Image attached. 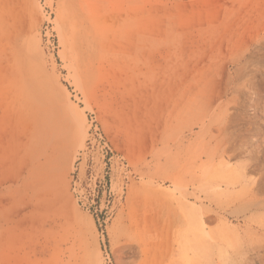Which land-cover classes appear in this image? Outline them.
Wrapping results in <instances>:
<instances>
[{
	"label": "rangeland",
	"instance_id": "rangeland-1",
	"mask_svg": "<svg viewBox=\"0 0 264 264\" xmlns=\"http://www.w3.org/2000/svg\"><path fill=\"white\" fill-rule=\"evenodd\" d=\"M3 9L0 110L12 101L1 87L16 81L11 71L25 60L21 50L43 67L65 114L74 107L84 125L47 190L25 188L19 148H0V184L10 181L1 199L15 201L8 213L21 207L38 232L8 251L0 241V264L15 253L12 264H60L80 255L84 264H211L236 234L238 249L252 257L263 233L230 214L241 189L230 179L248 155L264 166V88L254 77L264 70L257 42L264 0H0ZM73 15L88 26L82 44L94 74L87 81L73 74ZM225 73L235 89L218 97ZM93 119L112 150L108 169L99 145L89 151ZM106 170L109 193L99 183ZM33 204L42 208L34 216ZM65 220L73 224L67 231ZM48 223L55 237L46 247L38 229Z\"/></svg>",
	"mask_w": 264,
	"mask_h": 264
},
{
	"label": "bare ground",
	"instance_id": "bare-ground-1",
	"mask_svg": "<svg viewBox=\"0 0 264 264\" xmlns=\"http://www.w3.org/2000/svg\"><path fill=\"white\" fill-rule=\"evenodd\" d=\"M3 13H6L4 12V9L3 11H0V17H2L1 14ZM73 16H78V18H75V21L73 23L70 22L73 24V31H71L72 32L71 36L73 37V40H71V46H70L71 49H69L72 51L71 54L74 55L73 57H71L72 69L74 71L73 74L76 77L87 81L94 74L92 67L88 63V57L87 55H85L84 46H83L84 41L86 39L88 26L85 25V22L81 19L79 15H73ZM79 33L80 35L78 36ZM261 39L262 40H259L257 42H260V44L264 45V37ZM225 40H227V37ZM69 43L70 42H68V44ZM34 46H37L36 40L34 42ZM225 46H227V44ZM25 54L26 53L20 50V52L18 53V57H19L18 59L20 60L25 59V60L22 64H19L18 66L16 65L17 67H15L16 69H13L14 71H11V74L16 77V81L9 83H6L4 81L3 82L4 85H2L1 87L2 92L4 88V91H7L8 93L7 95L11 96L12 101H10L11 103L9 106L8 105L6 106L7 107L6 109L4 107V109L1 108L0 110V148L9 151H13V150L15 151V149L19 148L20 154L19 153L17 154H19V158L23 170L21 173L22 176L21 184L25 188L31 189L32 192L33 191L35 192V190L38 191L39 189H43V190L49 189V186L53 182L52 175H54V173L62 172L64 167H66L65 165L69 160V155L71 151H73L74 146H76L77 143H79V141L82 139L81 137L83 135H81V133L83 131L84 119L80 118L79 115L75 112V110H73L74 107L72 106L70 107V105H67L66 107H68L72 112L67 110L68 116L65 114V111L62 108L64 105L62 104L63 103L66 104V103L63 99H59L60 97L50 90L49 81L46 79L45 81L43 80V78H45L44 77L45 74H43L44 72L43 67H40V65L35 61V56L33 57L30 56V54L29 55L27 54L25 55ZM9 59L8 62L11 60ZM241 59L242 57L238 58V61H241ZM237 70L238 68L236 69V71ZM8 75H10V73ZM254 77H258L256 86L258 87L259 85L262 88H264V70L263 69L257 70V73L254 74ZM216 82L217 81H215V83ZM230 83H233V76L231 73H228L224 76L222 84L220 85L218 89L219 91L216 95H218V97H221V95L227 94L231 88L232 90H234L235 86L232 85L229 86ZM210 88H208V90ZM204 99H206L205 95H204ZM60 100L62 101V103ZM231 120L232 122H234V119ZM231 120L229 121V123L231 126H234ZM6 121L7 122L10 121L8 125H6ZM3 136H5L4 140H2ZM247 159L249 160L248 163H245L242 166L240 165L239 171L234 172V174L232 173L230 184H232L234 187L241 185V189L239 193L240 200L238 202L236 201L237 203L235 202V204L233 203V205L229 207V209H230V214L232 216H235L236 218L241 217V219L244 221L246 225L247 224L249 225V223L250 224L253 223L254 224L253 226H256L258 230H261L263 233L261 234L262 236L261 239L263 240V243H260L253 248L252 257H247L244 255L245 253L243 254L242 249H238L237 245H239L238 243L240 241V236L236 234L231 244V249H225L223 252H220V256L218 260L214 259L216 256L213 258L211 257V261L213 260L211 264H264V166L257 164V161L259 159L258 156L248 155ZM8 183L6 182V184ZM6 184L5 186H2L0 184V213H2L0 215V229H3L2 231H0L1 232L0 241L2 243V247L4 246L6 247V245L7 247L8 245L14 246L15 244L17 246V244H19L23 240L33 241V239L36 238L38 233L35 223L24 222L23 219L24 218L28 219L29 215H27L26 212V216H25L24 213L21 212L22 210L21 211L19 210V208L21 207H19L18 210H14V212L10 210L13 212V213L10 212L11 214L8 213V210L10 208L16 206V202L6 201V200L3 202V200L1 199L7 193ZM135 191L137 192V190ZM32 200L33 199H31V201ZM32 207L33 208H30L31 210L30 209L29 211L27 210L30 215H33L35 213L38 214V212L42 210V208L38 207V205L36 204H33ZM39 208L41 209L38 211ZM52 209L53 208L50 207L49 210ZM23 212H25V210ZM47 212L48 211L46 210L45 214ZM30 218L29 220H31ZM27 219L26 221H29ZM34 220L37 221L36 219ZM51 224L52 223H48L49 225L48 227L45 224H42L38 229V231L41 232L44 239L46 240L45 242L46 247L49 246V244L55 237L53 235L54 230ZM61 224L64 225V227L66 228V229L64 228V230L66 231L73 226L72 222L68 220H65ZM204 244H206L205 246L208 248H211L212 246V242L210 240H206ZM10 246H9V250H10ZM46 254L49 256H55L58 253L56 249L51 250L50 248H47ZM16 255L18 254L15 253L14 255H10V254L7 255L9 257V260L8 259L7 260L10 261L13 258L15 260ZM80 257L79 259L75 256L73 258L68 257L67 259H62L60 264H84L86 259ZM12 261L10 262V264H12Z\"/></svg>",
	"mask_w": 264,
	"mask_h": 264
},
{
	"label": "built area",
	"instance_id": "built-area-1",
	"mask_svg": "<svg viewBox=\"0 0 264 264\" xmlns=\"http://www.w3.org/2000/svg\"><path fill=\"white\" fill-rule=\"evenodd\" d=\"M88 143H89V151H93V147L94 145H99L101 147V152L103 154V160H105L104 163V167L103 169H108V162L111 159V155H112V150L110 149L108 142L106 140L105 134L103 133L102 129L100 128V126L98 125V123L95 121V119H93L91 121V126H90V136L88 138ZM110 152V156H108L107 158L105 157L106 155H108V153ZM93 158L91 155L90 158V163L93 164ZM93 170L89 167V175H92ZM108 175V178L105 180L104 177H106ZM102 179H100L99 183H101V188H103V191L106 192V189L108 190V193L110 192V187L109 189L107 188V182L109 180L110 183V178H109V174L107 173V170L105 171V175H102L101 177Z\"/></svg>",
	"mask_w": 264,
	"mask_h": 264
}]
</instances>
